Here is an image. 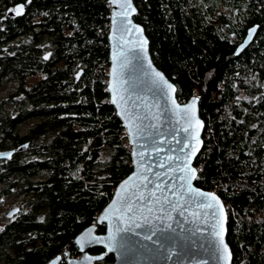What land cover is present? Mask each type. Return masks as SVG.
Returning a JSON list of instances; mask_svg holds the SVG:
<instances>
[{"label":"trees","instance_id":"trees-1","mask_svg":"<svg viewBox=\"0 0 264 264\" xmlns=\"http://www.w3.org/2000/svg\"><path fill=\"white\" fill-rule=\"evenodd\" d=\"M26 1L0 0V17ZM134 2L152 59L180 102L200 97L195 183L226 205L232 264H264V100L257 85L264 76V0ZM110 9L108 0H31L0 30V83L15 85L0 97V149L14 150L0 159V217L18 197V212L0 227V264L80 255L75 237L97 224L132 171L125 127L106 87ZM254 24L255 38L236 54ZM104 227L96 226L100 233ZM114 260L106 254L103 262Z\"/></svg>","mask_w":264,"mask_h":264},{"label":"water","instance_id":"water-1","mask_svg":"<svg viewBox=\"0 0 264 264\" xmlns=\"http://www.w3.org/2000/svg\"><path fill=\"white\" fill-rule=\"evenodd\" d=\"M108 1L106 87L125 127L133 168L98 214L97 224H105V231L98 232L96 223L83 228L74 240L80 255L67 256L65 264H109L103 262L106 254L114 255L113 264H232L226 205L215 191L195 183L198 169L194 159L203 146L204 131L200 97L194 94L180 102L176 85L152 59L144 26L134 18V0ZM29 3L15 4L7 14L21 16ZM257 28V24L248 28L236 54L251 43ZM48 56L46 53L45 58ZM82 72L80 69L77 76ZM157 72L163 80L155 75ZM27 146L24 143L19 150ZM13 152L0 149V159L10 158ZM192 176L195 178L189 179ZM200 193L214 194L215 199ZM209 202L213 207L204 206ZM17 212L18 207H14L7 216ZM117 228L127 231L118 232ZM146 235L152 238L145 239ZM94 247L104 251L93 253ZM166 249H172L171 258ZM62 259L59 254L45 264H62Z\"/></svg>","mask_w":264,"mask_h":264},{"label":"rangeland","instance_id":"rangeland-1","mask_svg":"<svg viewBox=\"0 0 264 264\" xmlns=\"http://www.w3.org/2000/svg\"><path fill=\"white\" fill-rule=\"evenodd\" d=\"M14 86H15V85L13 84V82H7L6 85L4 86V88L1 89L0 97H1V96H7L8 92L14 89ZM31 123H33V120H32V119L29 120L28 123L24 124L23 128L28 127L29 124H31ZM23 130H24V129H21V131H23ZM17 199H18V197L12 196L10 199H8V202H6V204L3 205V206H4V209L1 211V212H2V215H1V217H0V227H1L2 225H4V223L6 222V218H9V217L7 216V213H8L12 208H14V207L17 205ZM63 255H64V258H63V259H65L67 256H71V257H79V255H78V256H76V255H71V254L68 255V253L63 254Z\"/></svg>","mask_w":264,"mask_h":264},{"label":"flooded vegetation","instance_id":"flooded-vegetation-1","mask_svg":"<svg viewBox=\"0 0 264 264\" xmlns=\"http://www.w3.org/2000/svg\"><path fill=\"white\" fill-rule=\"evenodd\" d=\"M19 3V2H18ZM15 4H17V3H15ZM14 4V5H15ZM14 5H12V6H14ZM12 6H9V7H7V8H5L4 9V15H2L1 17H0V30H5V26H6V18L8 17V16H10L9 14H7V10L10 8V7H12ZM12 17H14V16H12ZM255 25V24H254ZM253 26V25H252ZM251 27V26H250ZM249 27V28H250ZM248 29V28H247ZM247 32H248V30H247ZM247 34V33H246ZM246 36V35H245ZM245 38V37H244ZM243 41V40H242ZM4 48L3 47H1L0 46V51H2ZM0 56H1V53H0ZM48 58V57H47ZM46 58V59H47ZM0 63H2V58H0ZM5 71V68L2 66V65H0V78L1 77H3L4 76V72ZM4 72V73H3ZM258 80H260L259 81V83H257V85L258 86H261V90L258 92V94H259V96H260V100L261 99H263L264 100V98H263V96H264V76H261L260 75V73H259V79ZM14 82V81H13ZM14 84V83H13ZM6 84L4 83H0V92H1V89H3L4 88V86H5ZM258 96V95H257ZM254 98H257L256 96H254ZM13 150V149H12ZM1 161V160H0Z\"/></svg>","mask_w":264,"mask_h":264},{"label":"snow or ice","instance_id":"snow-or-ice-1","mask_svg":"<svg viewBox=\"0 0 264 264\" xmlns=\"http://www.w3.org/2000/svg\"><path fill=\"white\" fill-rule=\"evenodd\" d=\"M28 2H31V0H28ZM23 7H24V5H20L19 6L20 9H23ZM10 11H12V10H10ZM20 14H22V12H17V15H20ZM253 31H254V29H253ZM155 75L158 76L160 78V80H163L164 79L163 76L160 73H158V72L155 73ZM113 103H115V101H113ZM6 155H10V154H6ZM184 167L187 168L188 167L187 164H185ZM192 171L194 172L195 170L193 169ZM193 178H195V177L194 176L189 177V179H193ZM181 179H184V177H181ZM157 187H159V185H157ZM200 195L212 196L213 199H215L214 194H211V193H200ZM166 199L167 198H165V200ZM157 202H159V200ZM204 206L205 207H209V208L213 207V205L210 202L208 204L204 205ZM173 207H175V205H173ZM129 210H130V207H129ZM149 211H151V209H149ZM213 215H215V213H213ZM217 224H219V221H217ZM169 227H171V226L169 225ZM214 227H215V225H214ZM117 231L118 232H120V231H127V229H119V228H117ZM152 234L154 235L155 232L153 231ZM216 235H219V233H216ZM151 238H152L151 235H146L145 236V239H149L150 240ZM221 243H222V240H221ZM161 247H164V246L161 245ZM226 249H227V246L224 245V250H226ZM109 250H112V249H109ZM166 252H167L168 258H171V256L173 255L172 249H166Z\"/></svg>","mask_w":264,"mask_h":264}]
</instances>
